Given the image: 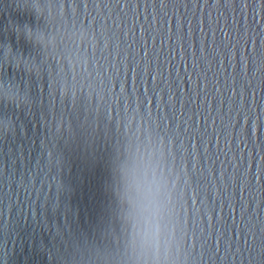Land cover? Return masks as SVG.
Here are the masks:
<instances>
[{
    "label": "water",
    "instance_id": "1",
    "mask_svg": "<svg viewBox=\"0 0 264 264\" xmlns=\"http://www.w3.org/2000/svg\"><path fill=\"white\" fill-rule=\"evenodd\" d=\"M0 264H264V0H0Z\"/></svg>",
    "mask_w": 264,
    "mask_h": 264
}]
</instances>
